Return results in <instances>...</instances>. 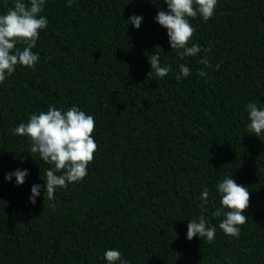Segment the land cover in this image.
Returning a JSON list of instances; mask_svg holds the SVG:
<instances>
[{"label": "trees", "instance_id": "16d2710c", "mask_svg": "<svg viewBox=\"0 0 264 264\" xmlns=\"http://www.w3.org/2000/svg\"><path fill=\"white\" fill-rule=\"evenodd\" d=\"M11 6L0 0V13ZM164 8L163 0H46L38 61L0 84V264H105V248L129 264H264V132L245 127V105H264V0H218L207 21L189 18L191 42L219 65L204 77L199 54L179 60L154 21ZM133 13L143 17L138 29L127 22ZM154 51L171 66L163 78L150 72ZM178 63L189 66L187 78H174ZM49 103L91 114L97 147L81 181L51 201L42 187L33 205L30 186L43 185L50 165L10 129ZM17 168L28 169L24 183L6 182ZM224 175L249 190L239 237L217 227L210 242L186 239L200 190H209V210L218 206L214 185Z\"/></svg>", "mask_w": 264, "mask_h": 264}, {"label": "clouds", "instance_id": "9594fccd", "mask_svg": "<svg viewBox=\"0 0 264 264\" xmlns=\"http://www.w3.org/2000/svg\"><path fill=\"white\" fill-rule=\"evenodd\" d=\"M166 8L157 10L154 21L166 30L168 44L175 51L179 60L185 57L195 58L199 54L198 70L202 77L206 76L205 69L219 68L211 65L207 55L209 48L191 42L195 31L189 18L199 17L207 21L214 15L218 0H163ZM46 0H12V6L0 13V84L13 74L17 65L33 68L38 61L39 53L32 51L41 30L48 25L44 10ZM73 0H65V5L71 7ZM143 17L131 14L128 24L139 28ZM17 45H20L17 47ZM150 72L157 79L163 78L172 71L171 66L163 63L159 52L147 55ZM178 71L174 78H187L190 72L185 63L177 64ZM149 72V73H150ZM148 73V74H149ZM247 120L245 127L248 133L260 137L264 132V105L258 106L255 102L245 105ZM95 121L91 114L86 113L77 105L66 108L56 107L52 103L46 110H38L29 114L26 122L20 121L10 132L14 136L26 137L29 145L26 150L33 156L50 165L43 170V185L33 183L30 186L28 200L35 204L37 197L44 190V198L51 201L54 192L67 184L81 181L87 175V166L93 159L96 142L92 133ZM28 175L27 168H17L4 174V180L21 185ZM215 193L219 198V205L213 204L211 210L206 205L209 201V190L205 186L199 192V215L187 219L185 238L191 240L194 236L212 241L215 238L217 227L230 237L238 238L241 225L246 222L243 210L248 207L249 190L246 186L236 183L233 176L224 175L214 185ZM205 213L213 218H220L217 225H213ZM105 264H129L118 248H105L103 251Z\"/></svg>", "mask_w": 264, "mask_h": 264}]
</instances>
